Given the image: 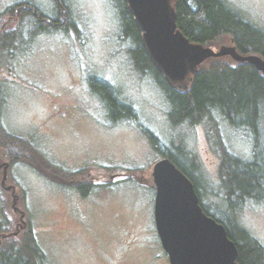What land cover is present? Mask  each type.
Segmentation results:
<instances>
[{
    "label": "rangeland",
    "instance_id": "rangeland-1",
    "mask_svg": "<svg viewBox=\"0 0 264 264\" xmlns=\"http://www.w3.org/2000/svg\"><path fill=\"white\" fill-rule=\"evenodd\" d=\"M224 1L264 30V0ZM24 2L56 14L51 0H0V12ZM68 2L77 33L28 42L26 30L24 41L16 40L15 57L0 60V153L11 164L4 187H13L17 196L15 212L0 174V249L18 247L31 233L44 264H169L153 216L151 172L163 155L153 151L142 130L176 156L181 146L196 156L202 203L217 214L227 207L221 155L227 150L250 160L255 136L219 117L194 127L171 125L161 91L133 66V44L122 35L114 2ZM91 77L111 85L138 117L120 113L113 121L98 97L101 88L91 91ZM6 135L20 144L17 156L7 151ZM260 138L264 164V127ZM236 214L264 248V199L244 201Z\"/></svg>",
    "mask_w": 264,
    "mask_h": 264
},
{
    "label": "trees",
    "instance_id": "trees-1",
    "mask_svg": "<svg viewBox=\"0 0 264 264\" xmlns=\"http://www.w3.org/2000/svg\"><path fill=\"white\" fill-rule=\"evenodd\" d=\"M51 1L56 12L54 16L46 15L33 2L16 3L0 12V60L3 56L15 57L16 40L19 43L24 41L26 30L30 33L28 42L44 34L77 33L68 0ZM112 1L119 14L122 35L133 44L130 50L133 66L139 74L149 75L161 91L169 107L167 117L171 125L194 127L219 117L231 128L243 130L248 135L254 134L256 141L253 143V158L244 160L226 150L227 153L221 155L219 180L221 187L226 186L227 189L222 192L223 200L227 203L226 208H239L250 198L262 201L264 197L259 196L258 192H264V164L259 159L261 145L258 143L261 142L260 131L264 127L263 74L252 65L234 62L229 57L209 59L199 66L189 89L185 92L177 91L157 72L147 56L141 33L124 0ZM174 5L177 29L189 42L214 50L222 46H232L240 55H254L264 60V30L248 22L226 1L175 0ZM18 20L16 27L15 21ZM89 81L91 91L96 90L97 85L101 88L98 97L103 100L113 121L120 120V113H132L135 118L138 117L135 110L124 103L118 92L106 81L96 77L89 78ZM142 133L155 153L163 155V158L167 157L192 182L203 212L224 225L228 239L235 244L238 251L236 262L263 264V246L248 231L232 226L226 216L217 214L216 210L209 209L202 203L201 170L195 161L196 156L183 146L178 149L179 156H176L161 147L159 139L152 132L145 129ZM11 138L8 135L3 136L4 144L7 151L11 150V156H17L20 144ZM44 258L31 233L25 235L18 247L11 243L0 249V264H44Z\"/></svg>",
    "mask_w": 264,
    "mask_h": 264
},
{
    "label": "water",
    "instance_id": "water-1",
    "mask_svg": "<svg viewBox=\"0 0 264 264\" xmlns=\"http://www.w3.org/2000/svg\"><path fill=\"white\" fill-rule=\"evenodd\" d=\"M124 2L141 33L147 56L173 89L187 91L199 66L209 59L229 57L252 65L264 76L260 57L240 55L232 46L214 50L189 42L177 29L175 0ZM151 177L154 226L169 264H238L237 248L224 227L203 213L194 185L167 157L154 164ZM6 179L5 172L2 185ZM15 205L14 198L16 212Z\"/></svg>",
    "mask_w": 264,
    "mask_h": 264
},
{
    "label": "flooded vegetation",
    "instance_id": "flooded-vegetation-1",
    "mask_svg": "<svg viewBox=\"0 0 264 264\" xmlns=\"http://www.w3.org/2000/svg\"><path fill=\"white\" fill-rule=\"evenodd\" d=\"M252 153H253V151H252ZM253 155V154H252ZM253 158V157H252ZM251 158V159H252ZM10 166H11V164H10V162L9 161H7V158H6V156H4L3 154H1L0 153V174H1V176H2V178L4 177V175H5V172H6V174H7V171H8V169L10 168ZM1 187L5 190V188H7L6 186L4 187V185H2L1 184ZM11 191H9V193H10V195H11V197L14 199H16L17 200V196L15 195V191H14V189H13V187H11V189H10ZM246 200H248V201H250V202H259V201H261V200H255V199H253V198H250V199H246ZM245 200V201H246ZM239 208H225V209H223L222 210V215H224V216H226L228 219H229V223L232 225V226H236V227H241L242 229H244L240 224H239V222L236 220V216H237V214H236V212H237V210H238ZM203 211V210H202ZM204 213V212H203ZM206 216H208L206 213H204ZM209 217V216H208ZM211 218V217H210ZM213 219V218H212ZM215 220V219H214ZM216 221V220H215ZM216 223H218V224H221V223H219L218 221H216ZM222 225V224H221ZM223 227H224V225H222ZM21 227V226H20ZM224 229H225V227H224ZM225 231H226V229H225ZM227 233V232H226ZM11 234H13V233H11ZM16 234V233H15ZM263 264H264V262H263Z\"/></svg>",
    "mask_w": 264,
    "mask_h": 264
}]
</instances>
